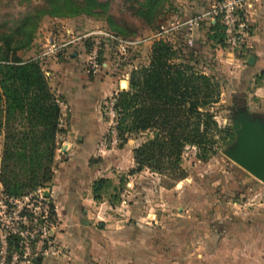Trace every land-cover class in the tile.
I'll return each mask as SVG.
<instances>
[{"label":"rangeland","instance_id":"1","mask_svg":"<svg viewBox=\"0 0 264 264\" xmlns=\"http://www.w3.org/2000/svg\"><path fill=\"white\" fill-rule=\"evenodd\" d=\"M219 1L0 0V45L21 24L27 30L34 28L31 43L15 55L22 61L36 60L49 87L48 60L62 52L43 54L75 40L80 47L70 50L64 60L59 56L69 66L50 72L57 77L54 85L61 92L50 87L58 96L61 133L56 138L53 179L43 191L50 195L48 222L58 253L33 264L48 260L246 264L248 258L250 264H260L259 256H264V185L223 155L234 142V133L233 139L225 140L214 134L213 154L205 161L197 157L196 148L186 146L178 163L185 176L180 179L170 170L159 174L137 169L133 151L152 140L154 131L136 133L123 144L115 130L113 100L128 89L132 72L148 67L152 46L158 41L180 52L176 63L183 62L219 84L218 102L210 106L219 128L231 129L234 99H246L251 114L264 116V0L243 5L247 29L239 49L231 48L218 32L211 33L210 17L193 32L192 47L182 42L184 28L179 25L211 12ZM51 4L71 5L87 13L63 17L52 12ZM100 31L136 44L121 55L110 40L99 35L86 37ZM72 52L77 58L70 57ZM249 57L253 58L251 65L247 64ZM2 143L3 132L0 160ZM99 180L106 183L94 200V184ZM61 206L74 211L71 230L81 239L71 251L56 239L61 233ZM79 219L88 227L77 224Z\"/></svg>","mask_w":264,"mask_h":264},{"label":"trees","instance_id":"2","mask_svg":"<svg viewBox=\"0 0 264 264\" xmlns=\"http://www.w3.org/2000/svg\"><path fill=\"white\" fill-rule=\"evenodd\" d=\"M50 9L63 17L87 13L67 4H51ZM210 25L211 33L218 32L224 39L218 21ZM33 32L34 28L27 30L21 24L0 45V187L6 198L22 197L51 184L56 138L61 133L58 96L49 87L45 72L36 60L22 61L15 55L28 47ZM13 35L22 40H13ZM178 56L180 52L168 43L155 42L148 67L131 73L128 89L115 96L112 109L123 144L136 133L155 132L152 140L133 151L138 170L159 174L170 170L183 179L178 163L186 146L196 148L197 157L205 161L213 154V135L233 139V132L219 128L210 112V106L218 102L219 84L183 62L176 63ZM105 183L94 184V200L99 199Z\"/></svg>","mask_w":264,"mask_h":264},{"label":"built area","instance_id":"3","mask_svg":"<svg viewBox=\"0 0 264 264\" xmlns=\"http://www.w3.org/2000/svg\"><path fill=\"white\" fill-rule=\"evenodd\" d=\"M249 0H220L215 8L206 14L197 16L179 25L184 28L183 39L187 47L193 46V32L196 31L206 17L210 23L216 21L231 48H240L245 36L246 21L242 11ZM240 32V36L238 35ZM110 40L124 55L135 42H129L109 32L88 34ZM97 45L98 42L95 41ZM66 44L53 46L43 54L62 52ZM95 53V52H94ZM91 56L92 60L95 56ZM95 67L94 62L91 63ZM48 193V192H47ZM43 189L18 198H6L0 195V264H33L39 258L56 255L57 247L53 240V227L49 224L50 201L44 196Z\"/></svg>","mask_w":264,"mask_h":264},{"label":"water","instance_id":"4","mask_svg":"<svg viewBox=\"0 0 264 264\" xmlns=\"http://www.w3.org/2000/svg\"><path fill=\"white\" fill-rule=\"evenodd\" d=\"M252 63L253 58L249 57L247 64ZM230 120L235 138L223 155L264 185V116L251 114L246 99H240L235 102ZM44 196L48 198L49 194L45 192Z\"/></svg>","mask_w":264,"mask_h":264},{"label":"crops","instance_id":"5","mask_svg":"<svg viewBox=\"0 0 264 264\" xmlns=\"http://www.w3.org/2000/svg\"><path fill=\"white\" fill-rule=\"evenodd\" d=\"M75 41L68 42L66 44L67 48L65 47L62 50V54H60L61 57H63L62 60L65 59V57L68 55L70 50H73L75 48L80 49V47H78L79 43L75 42ZM59 56L48 60V65H47L48 71H50V72L59 71V69H63L65 67V65H68V64L64 63L63 61H60L61 58ZM70 57L75 59V58H77V55L73 54V52H72L70 54ZM50 72L48 73V80H49V83H50V87H54V89H56L57 93H61L59 85L58 86L56 84L54 85V82L57 81V77H55L54 75H53L54 77H52V73H50ZM60 75H61V73H60ZM65 152H66V150L64 151V153ZM0 191H1V189H0ZM83 213H85V211H83ZM73 214H74V211H70L68 209V207L61 206V211H60V220L62 221L61 222V233H59L57 235V238H56L58 242H60L64 246H66L70 251L74 250L73 247H75L76 245H79V240H81L80 238H76L72 234V230L71 229H72V226L74 225ZM78 223L80 225H83V227L84 226L88 227L87 223L84 220L79 219L77 221V224ZM88 240H89L88 244H90L91 240L90 239H88ZM248 257H249V255H248ZM259 259H260V264H264V256H263V254H260ZM246 262H247L246 264H250V258H248ZM42 264H78V262H77V260H74L71 263H65V262H62V261L48 260V261H44ZM243 264H245V263H243Z\"/></svg>","mask_w":264,"mask_h":264},{"label":"flooded vegetation","instance_id":"6","mask_svg":"<svg viewBox=\"0 0 264 264\" xmlns=\"http://www.w3.org/2000/svg\"><path fill=\"white\" fill-rule=\"evenodd\" d=\"M236 101H240V99H234V100H233V106H234V107H235V102H236Z\"/></svg>","mask_w":264,"mask_h":264},{"label":"bare ground","instance_id":"7","mask_svg":"<svg viewBox=\"0 0 264 264\" xmlns=\"http://www.w3.org/2000/svg\"><path fill=\"white\" fill-rule=\"evenodd\" d=\"M64 150H67L68 149V144H65L64 147H63Z\"/></svg>","mask_w":264,"mask_h":264}]
</instances>
